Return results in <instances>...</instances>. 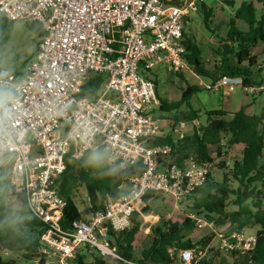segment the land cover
Here are the masks:
<instances>
[{
	"label": "built area",
	"instance_id": "1",
	"mask_svg": "<svg viewBox=\"0 0 264 264\" xmlns=\"http://www.w3.org/2000/svg\"><path fill=\"white\" fill-rule=\"evenodd\" d=\"M200 1L0 0V15L35 22L41 30L25 72L0 68V166H8V193L21 194L26 215L38 222L34 264H76V255L87 249L138 264L118 255L107 230L128 228L134 212L145 218L142 198L147 192L177 200L203 182L208 162L190 158L184 168L164 164L170 145L151 143L164 134L153 113L160 100L152 79L140 73L157 65L171 72L187 67L183 23ZM101 73L105 79L97 95L79 96L84 80ZM203 85L233 89L241 78L223 76ZM248 89L264 90V83ZM97 147L107 153L108 162L124 167L139 160L143 170L125 181L123 194L106 195L102 208L63 228L65 202L55 181L69 163ZM85 200L91 207L89 196ZM187 216L197 229L215 232L219 250L250 255L254 233L225 234L213 220ZM192 257L189 249L179 253L181 264H192Z\"/></svg>",
	"mask_w": 264,
	"mask_h": 264
},
{
	"label": "trees",
	"instance_id": "2",
	"mask_svg": "<svg viewBox=\"0 0 264 264\" xmlns=\"http://www.w3.org/2000/svg\"><path fill=\"white\" fill-rule=\"evenodd\" d=\"M233 8L226 25L224 37L220 38L217 47L213 50L214 61L210 67L205 66L201 59V49L195 41L185 39L187 53L184 55L187 67L195 76L204 77L211 83L223 76L241 78V87L248 89L264 83L261 61L258 54L252 50L259 46L264 50V3L262 10L257 14L253 0H242L234 7L232 0H224ZM202 20L208 26L210 10H205L201 3ZM242 21L245 29H241L237 21ZM12 21L0 15V55L6 41ZM26 26L34 31L39 38L40 27L35 22H27ZM184 35V32H182ZM143 74V71L140 70ZM180 80L185 81L181 95L177 100L167 101L160 97L156 87V94L160 100L157 109L160 112H178L181 106L186 110L171 117L172 123L184 121L192 125L189 132L174 137L173 131L164 133L152 139V144H168L170 153L164 160L165 163L174 164L184 168L191 158L198 162H208L221 170V177L217 179L210 169L203 182L191 193L185 196L188 200L189 212L201 215L207 220H213L215 226L228 223L231 231H241L246 228H255V244L250 255L231 253L224 256L218 248L210 247V236L192 239V234L197 230L193 220L185 216L183 220H164L151 227L147 246L134 252V241L141 228V217L134 212L128 228L114 232L110 229L107 234L111 243L116 247L118 255L123 260L133 261L138 264H181L179 253L189 249L193 252L192 264H264V188L254 189L249 186L255 181L263 182L264 166L260 158L264 152V132L260 126L264 123V113L249 115L242 106L236 111L228 112L222 108L205 110L204 122L192 124L200 116V110L190 105L194 93L201 90L197 84L188 83L182 72H173ZM258 76L256 82L254 74ZM105 79L104 74H90L83 82L79 96L95 97ZM156 86V78L152 79ZM262 92V91H261ZM263 93V92H262ZM180 113V111L178 112ZM161 117V115H158ZM222 140H226L221 144ZM240 145V156L234 157L230 164L220 160L215 163L211 157L210 146H216V153L220 155L224 145ZM211 168V167H210ZM143 165L139 160L135 163L120 167L116 162H108V155L101 147L87 150L81 158L69 163L66 169L57 177L55 188L58 195L64 199L62 218L60 223L67 228L74 220L80 219L82 212L73 201L75 193L80 186H84L89 196L91 207L89 210L102 208L106 195L116 198L125 192L120 185L132 175L140 174ZM0 166V250H8L21 255L25 259L37 257L38 222L26 215L25 200L21 194H10L8 174ZM154 193L147 192L142 200L143 213L151 210L149 199ZM87 211L84 210V213ZM28 228L29 233L24 234L23 229ZM90 249L78 253L75 257L76 264H105L97 257L87 261L91 256ZM136 254V255H135ZM0 264H7L0 255Z\"/></svg>",
	"mask_w": 264,
	"mask_h": 264
},
{
	"label": "rangeland",
	"instance_id": "3",
	"mask_svg": "<svg viewBox=\"0 0 264 264\" xmlns=\"http://www.w3.org/2000/svg\"><path fill=\"white\" fill-rule=\"evenodd\" d=\"M205 3L208 5H214L217 2L216 11L222 10L223 14H225L226 17H229L231 13H229V9L222 5L224 0H204ZM234 2L235 7L239 4L242 0H232ZM261 0H253V2L256 4L257 8V14L262 10L263 3L260 2ZM218 8V9H217ZM233 10V9H232ZM200 12V11H199ZM195 14V13H194ZM196 22L195 20L193 23ZM27 22H12L11 28L8 34V37L6 41L3 44L2 47V53L0 55V68L6 69L8 71H11L14 74H20L26 71V68L29 64V61L32 57V54L34 52V49L36 48V44L38 42L37 34L29 29L26 26ZM201 24L197 26H193L190 23L186 24V32L187 35H193L195 37L196 42L199 43V45L202 48V57L205 66L210 67L214 61V56L211 51L212 48H215V45L217 44V40L214 39L213 35L209 39H207L204 35L201 33ZM240 27H244L243 25H240ZM253 53L258 54V59L261 61L262 65V73L264 74V50H262L259 46L255 47L253 49ZM185 80L190 84H197L202 88L201 90L194 93L190 99V105L194 109L200 110V116L197 120L204 122L205 120V110L213 109L219 106L218 104L221 103V100H223L225 97L228 96H235L237 98H242L244 91L241 86H239L236 89H228L221 87L218 88V93L213 94V91L210 89H207L203 84L200 83L197 76H195L192 71L186 67L184 70L181 71ZM143 75L149 76L150 79L156 78V90L160 97L165 98L167 101L170 100H177L181 95V89L185 87V81L180 80L173 72L168 71L164 65H157L147 72H143ZM255 80L258 82V76L255 73ZM256 87V86H254ZM244 90H246L244 88ZM249 96H251V93L253 92L254 95H260L264 93L263 89H247ZM263 93H262V92ZM227 92V93H225ZM261 100L264 102V97L261 96ZM254 101V100H253ZM186 110V107L183 105L179 109L180 113L178 112H160L157 108L154 109L153 113L155 115H161L159 117L161 119V129L164 132H169L172 129H177L181 134L185 132H189L192 128L191 124L185 123L183 128H178V124H173L171 117L173 115H177V118L179 120L181 119V113ZM263 110H261L262 112ZM199 121H197L199 123ZM178 122H184V121H178ZM195 125V124H194ZM197 125V124H196ZM260 130L264 132V127L261 126ZM178 131H172V135L174 137H178L179 133ZM226 140H222L221 144H224ZM240 145H232L230 147L224 145V147L221 150L220 155H217L216 153V146H210V154L211 157L215 159V163H218L220 160H224L227 162V164H230L232 159L234 157L240 156ZM210 170L214 172V175L217 179H220L221 177V170L214 167V165L210 166ZM3 172L5 174H8V166L3 165ZM123 184H126L123 182ZM87 190L84 186H80L76 193L75 197H73V201L76 204L77 208L83 213L82 217L89 213V205L88 201H86ZM149 204L151 207V210L146 214L145 218H141V228L139 233L137 234L135 241H134V252L138 254L139 250L149 243V236L148 232L151 227L155 226L156 224H159L161 221L164 220H173V221H181L184 219L185 216H187L189 213L187 204L188 200H186L185 197H181L177 200L173 199L170 196L155 193L154 197L149 199ZM87 211L84 213V210ZM89 211V212H88ZM198 217L203 218L201 215H197ZM229 228V225L227 222L218 225L216 227L217 230L225 232ZM246 231L254 232V228H246ZM214 231L208 227H205L203 229H197L192 234L193 240H198L201 237L204 236H210V242L209 246L218 248V251L223 254L224 256H230L231 253L219 250V239L218 237L213 233ZM23 233L27 234L29 233L28 228L23 229ZM83 252V251H82ZM81 252V253H82ZM135 254V255H136ZM0 255L7 264H34V258L32 259H25L21 255L14 254L10 251H4L3 249L0 250ZM101 258L103 259L104 263L106 264H123L121 261H115L107 256L101 257L96 250H92L91 256L88 255L87 261H91L95 258Z\"/></svg>",
	"mask_w": 264,
	"mask_h": 264
},
{
	"label": "crops",
	"instance_id": "4",
	"mask_svg": "<svg viewBox=\"0 0 264 264\" xmlns=\"http://www.w3.org/2000/svg\"><path fill=\"white\" fill-rule=\"evenodd\" d=\"M201 3H203L205 5V8H206L205 10L206 11L207 10H210V17H209V22H208V26L207 27H205V25L203 24V20H202V17H201L202 16V12H203L202 7H201ZM217 3L214 4V5H208L207 3H205L204 0H201L198 3L197 12H195V14L194 13L193 14H190L189 17H187V18L184 19L183 30H182V32H184V35L182 33L183 41L185 39H189V40L195 41V43L201 49L200 55H201V59L202 60H203V57H202V48L199 45V43L196 42L195 37L193 35H189V36L187 35V32H186V30H187L186 29V24L187 23H190L193 26H197V25L201 24L200 25L201 26V29L200 30H201L202 35H204L207 39H209L213 35L214 39L217 40V44L215 45V48H216L217 45H218V42H219L220 38L224 37V35H225L226 25H227V22H228L229 17L231 16L230 15L229 17H226L225 14H223V11L222 10H220V11L217 10L216 11ZM222 5L224 7L226 5V8L229 9V10H231V11L233 9L231 7V5H227L224 1H223ZM255 6H256V4H255ZM194 20L196 22L193 23ZM239 23H240V25H243L244 27H240L239 26ZM237 24H238V26L241 29H245L246 28L245 25H244V23L242 21H239L238 20L237 21ZM215 48H212L211 49L212 53H213V50ZM252 52H253V50H252ZM203 62H205V61H203ZM21 74L22 73H20L18 75H21ZM254 76H255V74H254ZM197 77L200 78V80H199L200 83H208V82H210L207 79H205L204 77H200V76H197ZM239 86H241V85H234L233 86V89H236ZM212 91H213V94L218 93L217 91H214V90H212ZM243 91H244V94H243V97L242 98H237L234 95L232 97L231 96L225 97L223 100H221V103L218 104L219 106H217L216 108H222V109H224V110H226L228 112H233V111H236V110H238L239 108H241L243 106L244 107V112L246 114H249V115H253V114L259 115L261 113H264V102L261 100V96L264 97V93L263 94H260V95H254L253 92H252L251 93V96H249V94H248L249 92H248L247 89L244 90V88H243ZM225 93H227V92H225ZM261 110H263V111L261 112ZM261 126L264 127V123ZM164 133H166V132H164ZM260 162L264 166V152H263V154H262V156L260 158ZM250 187L251 188H254V189H262V188H264V178H263V182L262 183H260V181H255L254 183H252L249 186V188ZM120 188H122V189L125 190L127 188V184H121L120 185ZM263 209H264V201H263ZM248 232L255 234V228H254V232H251V231H248ZM88 252L90 253V251H88ZM101 257H103V256H101ZM115 261H117V260H113V262H115Z\"/></svg>",
	"mask_w": 264,
	"mask_h": 264
}]
</instances>
